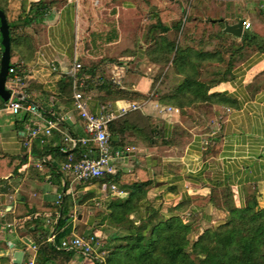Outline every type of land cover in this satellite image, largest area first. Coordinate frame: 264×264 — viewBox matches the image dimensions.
Wrapping results in <instances>:
<instances>
[{
  "label": "crops",
  "instance_id": "obj_1",
  "mask_svg": "<svg viewBox=\"0 0 264 264\" xmlns=\"http://www.w3.org/2000/svg\"><path fill=\"white\" fill-rule=\"evenodd\" d=\"M33 1L37 0H8L7 20L22 23ZM185 10L191 19L182 36ZM239 19L251 24L243 28L242 35L245 31L256 35V41H246L240 47L242 35L224 31V21L232 24ZM152 23L168 29L158 26L149 31ZM16 31L27 36L21 53L14 47L10 59L22 61V80L13 86L8 77L6 85L14 89L13 97L28 98L50 112L45 115L55 119L57 128L43 143L38 138L28 140L37 119L25 111L11 113L6 101L0 100L2 152L24 159L17 175L0 180V264H26L37 255L34 239L24 228L30 216H15L19 199L44 206L66 190L81 201L70 211V233H93L100 247L111 235L128 229L111 222L106 214L107 204L125 197L128 189L93 179L80 182L63 169L69 159L64 161L61 152L73 146L64 140L65 133L74 137L85 134L84 122L73 104L75 92L82 93L92 113H99L102 106L116 111L130 101L143 102L141 109L124 114L126 152L113 160L114 171L110 173L144 169L143 176L151 181L141 209L130 214L127 226L146 216V207L151 206L164 217L179 215L190 223L189 238L194 240L205 228L226 220L228 202L243 207L253 197L258 207H264V0H65L52 6L40 20L24 28L18 26ZM156 37L188 44L193 62L164 65L155 46ZM76 62L80 67L88 66L95 75L75 77L80 68L75 69ZM216 63L228 64L229 70L206 95L217 93L220 97L183 108L158 100L182 80L180 73H200L204 65ZM108 73L124 94L111 98L106 89L98 87L97 79ZM158 75L159 83L155 82ZM67 76L73 77L72 87L60 94L59 83ZM132 93L145 98H133ZM165 106L179 112L168 115L161 111ZM174 124L182 131L172 135ZM147 125L155 126L166 142L149 143L152 138L142 130ZM43 147L47 150L45 161L39 154ZM34 216L48 221L51 212ZM100 247L92 257L75 249L60 251L47 264H99L105 252L97 251ZM15 251H23L21 263L14 262Z\"/></svg>",
  "mask_w": 264,
  "mask_h": 264
},
{
  "label": "trees",
  "instance_id": "obj_2",
  "mask_svg": "<svg viewBox=\"0 0 264 264\" xmlns=\"http://www.w3.org/2000/svg\"><path fill=\"white\" fill-rule=\"evenodd\" d=\"M7 1L0 0V9L4 13H6ZM64 1H33L21 20V25L8 21L10 56L14 53V47L18 48L21 53V45L27 42L26 34L16 31L18 26L22 28L30 26L43 18L52 6L61 4ZM215 22L223 27L221 20L216 19ZM158 26L164 31L168 29L160 23L149 24L148 29L152 31ZM179 27L180 24L177 25L178 30ZM186 31L187 27H184L182 36L186 34ZM155 39V46L163 55L164 65L169 63L180 65L181 62L188 65L193 62L191 58L192 48L188 44H184L182 41L176 43L175 40L170 41L165 37H156ZM246 41H256V35L245 31L239 47L243 46ZM1 52L2 47L0 48V56ZM10 62L12 66L21 68L19 61L12 62L10 60ZM88 68V66H81L75 77L79 78L82 74L95 75ZM228 70V64L216 63L204 65L200 73H180L183 75L182 80L167 94L159 96L158 100L163 103H174L183 108L189 104L199 102V100H208L209 97L218 98L220 95L217 93L207 96V89L220 82ZM72 81L73 77L71 76L63 77L59 83V93L61 94L67 88H71ZM97 83L99 88L106 89L109 92L111 98L124 94L118 85L112 83L103 75L97 79ZM132 97L136 99L145 98L139 93H132ZM0 100L4 102L1 98ZM26 100L29 99L26 98ZM43 111L49 116L50 112L48 114L44 109ZM124 116L111 120L107 128L112 148L126 152V142L123 134L126 130L127 118ZM59 123L62 125V122ZM142 130L147 131L146 136L150 140L152 138L153 141L149 143L162 144L166 142L162 138L163 134L157 132L155 126L147 125ZM177 131H182V128L177 124L172 125V135ZM157 134L159 137L154 138ZM85 148L79 143L74 144L67 151L61 152L62 158L64 161H67L69 157L71 160L77 161L81 158ZM45 149L46 147H43L39 150L42 161L46 160L43 157L47 154ZM57 150L60 151V148L58 147ZM23 162V158L4 155L0 146V180L3 176L9 174L17 175ZM54 172H57L56 168H54ZM136 174H139V178ZM143 174L144 169L137 170L135 173L117 171V173H107L103 177L93 179L98 180L100 183H115L120 188L128 189L125 197H117L111 200L106 207V214L110 221L128 229L125 232L111 235L100 247V250H105L106 258L102 262L98 261L99 264H264V207H258L253 197L248 199L243 207H236L229 202L226 203L228 212L226 220L213 227L205 228L194 240L189 238L192 230L190 223L184 222L179 215L164 217L158 209L151 206L146 207V216L140 217L134 225L130 221L129 226H127L130 214L141 209L142 201L151 184V181ZM61 194L62 197L59 201L48 202L44 206L30 204L25 199H19L16 205L15 216L18 219L30 216L25 220L24 228L34 239L37 246L35 264H47L49 260L54 258V253L73 250L62 247L61 240L68 237L72 231V221L69 214L74 204L81 201L72 197L70 193H66V190H62ZM41 211L51 212L48 221L43 216H34L35 213ZM51 233L54 235L53 239L48 237ZM85 256L92 257L93 255Z\"/></svg>",
  "mask_w": 264,
  "mask_h": 264
},
{
  "label": "built area",
  "instance_id": "obj_3",
  "mask_svg": "<svg viewBox=\"0 0 264 264\" xmlns=\"http://www.w3.org/2000/svg\"><path fill=\"white\" fill-rule=\"evenodd\" d=\"M185 19H183L184 21ZM183 25V24H182ZM251 26L250 22L243 21V28L248 29ZM22 66V61L20 62ZM20 66V67H21ZM75 69L80 67L79 63H75ZM118 70L119 67L115 66ZM22 68H17L10 65L8 69V77L13 86L21 83ZM11 97L6 101V108L13 114H19L22 111L30 113L37 119L34 126L31 127L28 133V140L38 138L41 143L45 141L52 133L53 129L57 128L56 121L52 117H47L43 110L35 102L26 100L22 97H13L15 91L12 87ZM74 108L77 110L79 116L84 122L83 136L74 137L70 133H65L64 140L74 144H81L85 146V151L81 158L77 161L71 160L63 164V169L70 172L73 178L80 182L89 181L94 178H100L107 173L113 172V160L122 158L124 151L121 149H113L110 142V136L108 132V123L124 115L130 111L141 109L143 102L130 101L125 106L119 107L116 111H113L110 106H102L99 113H92L88 110L87 102L82 93H74ZM161 111L171 115L179 112V109L173 106H165L161 108ZM39 166V164H36ZM111 188L117 193H121V190L117 189L115 184H111ZM62 197L61 193L57 194L56 201H59ZM54 235H51L50 239H53ZM100 245L94 234H77L70 233L68 237L61 240V246L64 248L75 249L84 255L96 256V248ZM32 249L36 251V246L32 245ZM26 264H35V256H31L26 261Z\"/></svg>",
  "mask_w": 264,
  "mask_h": 264
},
{
  "label": "water",
  "instance_id": "obj_4",
  "mask_svg": "<svg viewBox=\"0 0 264 264\" xmlns=\"http://www.w3.org/2000/svg\"><path fill=\"white\" fill-rule=\"evenodd\" d=\"M225 27L224 31L229 32L235 36H241L243 31V20L239 19L237 22L229 24L224 21ZM0 36H1V46L2 52L0 57V98L3 101H7L12 93L7 87L8 69L11 65L10 59V34H9V24L7 17L0 9ZM14 262L21 263L23 258V251H15L13 254Z\"/></svg>",
  "mask_w": 264,
  "mask_h": 264
},
{
  "label": "rangeland",
  "instance_id": "obj_5",
  "mask_svg": "<svg viewBox=\"0 0 264 264\" xmlns=\"http://www.w3.org/2000/svg\"><path fill=\"white\" fill-rule=\"evenodd\" d=\"M189 2V0H187V3ZM189 18V14H188V12L185 10L183 13H182V18H181V23H183V28L185 27V25L187 24V22H188V19ZM183 19H185L184 21H183ZM116 64V63H115ZM107 76V77H106ZM105 77L107 78V79H110V81L112 82V83H116V81H113V75L111 74V73H108V75H106ZM156 79V78H155ZM161 80V76H158V78L156 79V81L155 82H157V83H159V81ZM118 84V82L116 83V85ZM119 85V84H118ZM99 247H100V245H98ZM97 251H101L100 250V248H98L97 249ZM102 254V256H103V259H105L106 258V252H104V253H101Z\"/></svg>",
  "mask_w": 264,
  "mask_h": 264
}]
</instances>
